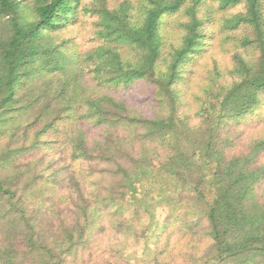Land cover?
Wrapping results in <instances>:
<instances>
[{
  "label": "trees",
  "instance_id": "obj_1",
  "mask_svg": "<svg viewBox=\"0 0 264 264\" xmlns=\"http://www.w3.org/2000/svg\"><path fill=\"white\" fill-rule=\"evenodd\" d=\"M262 111L264 0H0V264H264Z\"/></svg>",
  "mask_w": 264,
  "mask_h": 264
},
{
  "label": "rangeland",
  "instance_id": "obj_2",
  "mask_svg": "<svg viewBox=\"0 0 264 264\" xmlns=\"http://www.w3.org/2000/svg\"><path fill=\"white\" fill-rule=\"evenodd\" d=\"M110 5H115L120 0H108ZM211 3V0H209ZM241 7H236L232 10H228L225 12H220L215 16V19L219 21L221 18L227 17L232 14H236L241 12ZM174 34L171 37L170 41L174 42L176 45L179 44V36L176 31H173ZM64 36L68 38H73L75 40V46L72 48V52L83 49H89L94 45L91 42V26L90 22H85L80 20L75 26H73L70 31L64 33ZM177 39V40H176ZM221 47L220 43H216L210 47V53L201 61H199L194 68L191 69L190 80H189V89L192 92L197 90V85H201L205 78L208 76V70L213 66L215 62H217L218 66L221 69H226L231 67V56L232 49L223 45ZM259 56L257 51H252L249 56L250 59H255ZM117 98L119 100H125L130 107H137L138 110L142 111L143 114H150L153 107V97L152 94L149 93L148 86L146 84H139L135 86L131 91L118 95ZM263 111L261 113V117H255L253 122H249L246 125H241L237 129L238 131H233L232 133L236 135L235 144L232 146L230 150L231 154H241L244 153L247 148L256 140L262 139L264 140V118L262 119ZM231 127V129H233ZM264 188V186H263ZM261 201L264 202V193L262 194ZM165 210L159 208L157 210V217L159 221H163L165 217ZM72 217V215H67ZM66 216V217H67ZM157 228V227H156ZM130 248V244H129ZM138 252V251H137ZM130 258H133L131 253H128ZM133 259H131L132 261ZM145 264H150L149 262H144Z\"/></svg>",
  "mask_w": 264,
  "mask_h": 264
}]
</instances>
